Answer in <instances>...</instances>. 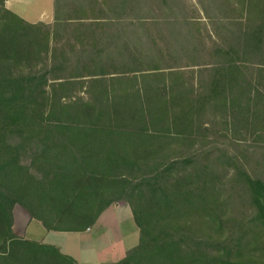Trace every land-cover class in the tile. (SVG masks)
I'll return each mask as SVG.
<instances>
[{
    "label": "trees",
    "instance_id": "trees-1",
    "mask_svg": "<svg viewBox=\"0 0 264 264\" xmlns=\"http://www.w3.org/2000/svg\"><path fill=\"white\" fill-rule=\"evenodd\" d=\"M114 1L0 0V264H79L14 206L84 232L119 201L138 242L98 264H264V0Z\"/></svg>",
    "mask_w": 264,
    "mask_h": 264
},
{
    "label": "rangeland",
    "instance_id": "rangeland-1",
    "mask_svg": "<svg viewBox=\"0 0 264 264\" xmlns=\"http://www.w3.org/2000/svg\"><path fill=\"white\" fill-rule=\"evenodd\" d=\"M18 212L27 217L17 219ZM17 224L26 227L29 218L22 207L16 205L14 211ZM17 225V226H18ZM38 227L44 243L53 244L59 250L72 256L79 264H98L116 261L124 256L125 250L137 244L139 233L127 203L119 201L111 204L99 216L97 222L86 233L47 232L38 221L32 220L26 229V238H35L29 232Z\"/></svg>",
    "mask_w": 264,
    "mask_h": 264
},
{
    "label": "crops",
    "instance_id": "crops-1",
    "mask_svg": "<svg viewBox=\"0 0 264 264\" xmlns=\"http://www.w3.org/2000/svg\"><path fill=\"white\" fill-rule=\"evenodd\" d=\"M123 1L124 0H122L121 2H123ZM127 1L130 2V0H127ZM4 2H5L6 8H8L12 12L16 13L18 16H20L21 18L25 19L28 22L35 23L38 21H43V22L49 23L53 20L54 0H4ZM114 2H116V1H114ZM137 3L135 0H131L132 7H131V11L128 10V15L126 16V21H134L136 19L135 13L137 12V6H135V5ZM15 208H16V206H14V208H13V231L16 235L26 238L25 237L26 229L29 228V225L31 224L32 220H34V219H31L30 216L28 215V213L26 212V214L29 218L27 226L23 227L22 224L18 225L17 220H16L15 215H14ZM18 214L19 215H18L17 219L21 218V216H22V219L27 220V217L25 215H23L20 212H18ZM35 221H37V220H35ZM29 230H30L29 232L31 233V235H34V236L36 235L35 238H33L34 240L43 242L42 237L40 235L42 233H40L38 227L32 226ZM47 232H49V231H47ZM77 233H86V231L77 232ZM29 239H32V238H29Z\"/></svg>",
    "mask_w": 264,
    "mask_h": 264
}]
</instances>
